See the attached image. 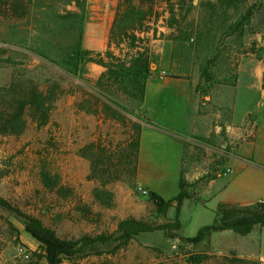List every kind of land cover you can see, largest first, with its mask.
Listing matches in <instances>:
<instances>
[{
  "label": "rangeland",
  "instance_id": "1",
  "mask_svg": "<svg viewBox=\"0 0 264 264\" xmlns=\"http://www.w3.org/2000/svg\"><path fill=\"white\" fill-rule=\"evenodd\" d=\"M161 1L160 17L149 25L151 40L138 44L147 45L150 54L154 39L182 32L177 40L194 45L204 96L223 86L231 90L232 103L224 107L229 126L219 135L182 140L191 186L177 236L145 232L125 247L111 244L102 255L65 259L64 264H264V227H256L252 236L215 232L199 245L180 238L213 222L221 202L264 199V0L232 7L218 0ZM87 3L36 0L24 20L0 12V47L9 49L0 58L14 61L0 62V87L13 76L30 89L40 85L47 111L45 118L28 116L21 135L0 136V196L66 238L113 231L129 216L153 223L173 220L176 203L158 212L149 195L155 191L172 199L179 192L180 148L148 130L142 144L150 122L126 69L117 80L115 75L103 79V91L119 105H97L88 95L102 85L91 77L92 64L81 52ZM216 107L209 110L218 113ZM135 123L141 131L137 157L130 145ZM200 254L209 257L193 263ZM0 264H47L25 220L1 206Z\"/></svg>",
  "mask_w": 264,
  "mask_h": 264
},
{
  "label": "trees",
  "instance_id": "2",
  "mask_svg": "<svg viewBox=\"0 0 264 264\" xmlns=\"http://www.w3.org/2000/svg\"><path fill=\"white\" fill-rule=\"evenodd\" d=\"M35 1L0 0V12L4 16H9L16 20H24L30 16ZM71 1L82 4L85 0ZM164 1L171 2L173 0ZM244 1L246 0H218L221 5L227 7L239 5ZM161 2V0H118L112 37L116 36V34L130 32V47L124 56H118L110 52L94 55L82 48L81 52L84 56L88 55V61L98 63L107 69L101 73L97 81L98 85H102L99 90H96L97 94L88 92V95L92 99H95L97 105L108 106L112 102L115 105H119V102L109 99L108 95L103 91V87H105L103 79L105 78V81H109L115 75L114 79L117 80L121 72V75H123L125 69V74L128 76L130 85L137 91L138 102H142L146 81L149 77L153 76L154 70L152 68L153 61L149 54V47L147 45L141 46L138 43H148L151 40L147 36L150 32L149 25L160 17L158 6L161 5ZM241 21L242 19L237 20L236 25L241 24ZM142 32L146 33V36H140L139 33ZM202 34L200 33V38ZM182 35V32H176L171 36L164 34V37L177 40ZM81 40L82 32L80 37L82 47ZM8 50V48L0 47V54ZM3 61L14 62L9 57L5 60L0 58V62ZM128 62L130 64L126 67ZM41 64L44 67H48L44 63ZM262 86L264 88V76ZM196 89L200 91L201 95L207 93V90H200V84ZM43 91L38 84L32 89L28 88L26 83L17 79L16 76H13L9 85L0 87V136H19L24 133L28 127V116L32 119L47 117V111L43 108ZM122 108L126 109L125 107ZM114 111L118 115H121L117 108H114ZM147 120L150 122V119L147 118ZM133 128L134 131L130 145L137 157L141 144V131L136 123ZM178 186L179 192L172 199H165L155 191H151L149 195L151 202L155 205L158 212H167L176 203V214L173 220L164 223H153L145 219L129 216L120 219L113 231L104 230L96 234H83L76 238H66L58 235L54 229L45 225L40 218L22 212L1 196L0 206L17 213L25 220V228L40 243L43 257L47 264H64L65 259L102 255L107 252L105 246L107 247L111 244H115L117 248L125 247L137 235L145 232L163 231L169 236H177V232L182 226V206L185 199L190 197L188 188L191 186V183L185 178L184 168L180 172ZM60 190H64V188L61 187ZM256 227H264V199L247 204L221 202L218 205L213 222L202 225L194 235L182 236L180 238L193 245H199L209 240L215 232L232 230L241 235H248ZM208 257L205 254L196 255L193 258V263H200ZM226 259L229 258L226 257Z\"/></svg>",
  "mask_w": 264,
  "mask_h": 264
},
{
  "label": "crops",
  "instance_id": "3",
  "mask_svg": "<svg viewBox=\"0 0 264 264\" xmlns=\"http://www.w3.org/2000/svg\"><path fill=\"white\" fill-rule=\"evenodd\" d=\"M117 8V0H88L81 40L84 50L94 55L110 52L124 56L128 52L130 32L112 37ZM194 53V45L189 41L154 39L150 56L157 76L147 79L140 103L145 117L150 119L142 133V144L145 130L153 133L154 137L161 135L178 144V177L184 168L182 140L219 135L225 126H229L224 107L228 108L232 103V92L224 86L214 89L209 96L201 95L196 89L201 75L194 63ZM90 63L94 70L90 75L97 82L103 67L92 61ZM93 92L97 94L95 90ZM215 106L218 113L209 110ZM215 120L218 121L216 125ZM141 171L139 164V175ZM249 235L252 236L253 233Z\"/></svg>",
  "mask_w": 264,
  "mask_h": 264
}]
</instances>
